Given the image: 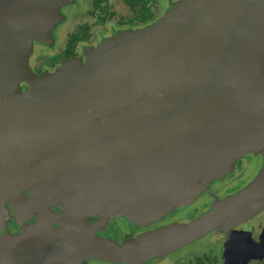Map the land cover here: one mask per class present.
<instances>
[{
  "label": "water",
  "instance_id": "obj_1",
  "mask_svg": "<svg viewBox=\"0 0 264 264\" xmlns=\"http://www.w3.org/2000/svg\"><path fill=\"white\" fill-rule=\"evenodd\" d=\"M73 2L0 0V119H9L14 112L23 109L22 96L29 93H32V101L27 103L29 110L25 113H31V107L43 108L41 112L46 113V103L52 102L53 97L61 99L69 96L70 100L66 103L70 104L71 94L90 92L104 86L109 94L105 98L106 108L123 99L130 101L126 106L129 111L112 112V116V113L106 114L112 120L107 123V133L110 137L113 132L119 133L124 138L122 143L129 141L130 151L135 154L142 152L146 156L145 153H149L145 159H140V169L134 173L136 176L143 175V171L146 176L155 177L160 174L185 176L189 170L204 173L206 162L218 165L216 160L226 165L225 168H230L243 153L257 151V140L249 125L253 126L259 114L254 106V97L248 95L257 79L254 74L248 79L245 76L246 73L251 74L249 70L252 64L254 72H258L257 78L262 76L264 80V0H253L252 5L245 4L244 0L181 1L141 31L117 32L97 47L86 49L76 60L64 61L66 68L57 71L58 77L48 72L36 77L28 66L27 58L36 43L46 46L52 44L51 32L64 19L60 9ZM209 7L214 9L211 16L207 14ZM201 16L209 22L201 20ZM217 21L219 23L216 25ZM251 54H254L253 58H248ZM242 68L245 74L239 72ZM194 74L200 80L233 74L237 85L245 91L244 103L239 104L240 101L227 95L222 111L212 119L197 145L190 148L181 144L160 151L161 142L156 133L162 120L159 110L164 99L159 102L155 99L154 105L146 107L137 97L139 94L128 93L169 84L177 78L186 81L194 77ZM71 75L76 77L70 86ZM59 76L60 79H57ZM19 82L29 85L24 93L19 91ZM81 84L84 85L83 89H80ZM49 88L53 93L48 91ZM16 101L19 106L15 109L12 105ZM257 106L262 110L264 102ZM48 118L47 138L58 136L54 138L57 142L64 140L69 132L61 133L54 119ZM25 132L19 134L21 141L17 144V152H22L24 148L31 151L34 147L32 138L36 135L30 133V137L25 140ZM110 137L109 142L114 144V138ZM42 145L45 144H37L36 148ZM263 204L264 173L225 203L215 207L211 213L163 238L119 246L95 241L68 230L44 227L28 230L17 237L3 238L0 241V264H11L23 249L45 243L63 244L100 261L132 264L166 254L215 225L222 224L225 218L235 214L245 215L249 210H259Z\"/></svg>",
  "mask_w": 264,
  "mask_h": 264
},
{
  "label": "flooded vegetation",
  "instance_id": "obj_2",
  "mask_svg": "<svg viewBox=\"0 0 264 264\" xmlns=\"http://www.w3.org/2000/svg\"><path fill=\"white\" fill-rule=\"evenodd\" d=\"M167 1L172 3V0ZM181 1L184 0L174 1L172 4L180 3ZM79 2L78 0H74L71 5L66 7H72L73 5L78 6ZM93 2L94 0L92 1L93 10H100L105 4V2H102L99 5V9H95L93 7ZM244 3L252 5L254 2L253 0H246ZM64 10L65 9H63V11ZM64 15H62L64 17L63 23L67 22L65 11ZM153 18L154 16L151 20H153ZM159 18L160 15L154 21L148 20L149 22L147 21L145 25H151ZM144 23L145 22H141V24ZM36 45L37 44H35V46ZM52 58L54 60H51V62L57 63L58 57ZM59 60H61V62L66 61L64 58H60ZM201 84L200 81L193 82L191 83V92L185 91L183 93L184 102L186 100L185 109L183 105L179 106L180 104L176 103V99L173 101L175 104L171 105H164L163 101L159 113L164 116L165 124L164 127H159L156 133L158 136L157 138H160L161 142L159 147L160 151H166L174 148L175 145L181 144L190 148L194 147L198 144V139H201L204 135L212 119L220 112L208 116L207 118H210V120L207 119L210 121L209 123L201 125L198 121L195 125L194 121H196L197 112L200 110L202 112L205 111V106H202L196 99H188L187 97L189 95L191 97L197 95L199 90L195 92L194 89L200 87ZM166 86H172L177 89L175 84H166ZM160 87L163 88L160 89ZM169 93L174 94V91L165 86L157 85L150 89L141 90L138 93L128 94H139L137 97L140 98V101L143 102L146 107H150L155 104L153 100L157 99V102H159L169 96ZM202 99H209V94L204 92ZM124 100L125 99L118 102L119 106L117 108H120V112L129 111L126 106L130 101ZM223 105L224 104L221 105V109ZM117 112L118 111L115 110L113 113L116 114ZM25 115L27 116V114ZM42 115L44 114L41 113L39 116ZM22 118L23 116H20L18 119L20 124L19 129L24 125V123H22ZM106 118H109V116L106 115ZM167 119H171L172 122L170 121V124H168ZM24 130L30 133V130L27 128L20 129L19 133L21 134ZM66 140L69 142V146L66 147L73 153L76 149H78L77 151L82 150L79 145L80 143H78L79 146L74 149V147L70 146L73 142L72 139L67 138ZM128 142L121 143L120 146H117L118 144H112L111 147L108 148L111 151L108 150L107 153L100 155H107L108 158L106 159L109 160V164L105 166L109 165L110 168H114L113 171L116 173L118 172L121 176H115L114 179L106 180L107 176L101 173L97 182L103 185L98 188L99 191L96 187L86 190L85 185L97 184L96 181L92 183L94 178L90 179L89 175L84 176L85 178L83 179L79 177L78 173L70 176L67 175L68 173L61 174L59 173L60 170L53 171L48 169L49 166L45 167L46 164L50 163L49 159L46 161L48 157L45 160L35 159L32 162L28 160L33 157L28 156L25 158L26 161H24L19 160L22 152H16L15 154L19 157H14L15 164L22 170L29 169L26 174L34 178L33 181L36 185L42 184L40 187L35 186L36 188H30V191H40L38 193L40 195V200L34 207L29 208V206H26L23 202L21 198L23 196L16 194L17 189L15 186L10 187L11 194L7 192L6 189L0 187V193L2 194L3 190L8 195V198H10L6 211L1 210L3 200L0 199V216L3 213L10 216L12 222L11 220L7 222L9 226L17 225L16 227L20 230H18V234L16 233L14 235L19 236L23 233V223H32L33 225L38 221H44V219L38 216L44 206L41 202L49 195L50 190H55L46 184L49 179L55 178L64 180L66 178L67 180L64 183V187L67 186L69 188L71 182H73V190L77 193V196H79L75 198L77 207L74 214L77 217L76 221L80 222L76 225L78 229L61 225L57 227L54 226L55 224H52V227H50L44 223L39 227L35 225L33 226L35 228L31 227L29 230L49 227L56 230H68L69 232L77 233L95 241H106L119 246L125 244H142L173 234L182 227L196 222L201 217L211 213L215 207L225 203L227 199L240 192L243 188L237 187L239 183L245 182L247 186L252 180L259 178V176L264 173V158L261 159L259 156L264 151V142L259 140V142L256 143L257 154L255 153L256 151L253 153L252 151L249 153L246 151L247 153H243V155L238 157L230 168H225L226 165L216 160L218 165L210 164L211 161L206 162L204 173L197 170H189V173L185 176L171 177L164 176L163 174L156 177L146 175L129 176V173H135L140 169L138 168L140 166L139 161L145 156L142 152L135 154L130 151ZM58 144L60 146V142H58ZM58 144L56 143V149L59 148ZM61 147L63 146L61 145ZM61 147L58 150H60ZM46 149L49 150L47 146ZM31 151L34 152L35 150L31 149ZM98 156V153H92L91 150L88 151L86 156H82L84 159L81 162L85 167L83 172H86V168L88 169L87 171L91 170L92 165L95 168L97 163L96 158ZM129 168L133 171H130ZM35 179H39L41 183ZM0 180H2L1 177ZM90 181L91 183L87 184ZM191 182L193 183L192 186L189 185ZM79 184L83 185V187H78ZM156 184L160 189L150 191L149 188L152 186L154 189ZM234 186L236 189L231 193V189L234 188ZM58 193L57 200L59 199L60 201L66 202L67 198H69L64 193V189L61 191L59 190ZM195 209L199 210L197 215H195V213L192 214ZM183 210L185 213L181 212ZM250 211L251 210L245 215L235 214L225 218L222 224L215 225L212 229H209L197 238L184 243L166 254L132 264H143L146 262L154 263L157 261H163L168 264H264V206L259 210ZM28 213L31 217H28L25 221L24 219H20L16 224L18 220L16 216L24 217L28 216ZM34 216L37 217L33 218ZM16 227L9 229V232L16 229ZM161 228H163V230H161ZM85 231H88V233ZM102 231L104 233H110L111 235L101 237L100 233ZM5 232L7 233V231ZM11 264L129 263L100 261L63 244L45 243L23 249L15 256Z\"/></svg>",
  "mask_w": 264,
  "mask_h": 264
},
{
  "label": "rangeland",
  "instance_id": "obj_3",
  "mask_svg": "<svg viewBox=\"0 0 264 264\" xmlns=\"http://www.w3.org/2000/svg\"><path fill=\"white\" fill-rule=\"evenodd\" d=\"M78 1H80L78 3V6L73 5L72 7H62L60 9V12L63 13L61 15H64L65 11L67 15V17H65L67 19V22H61L60 24L56 25L55 28L52 30V44L50 46H46L40 43H36V46L34 45V48L28 59V65L32 69L36 77H40L46 72L51 73V76L53 75L54 77H58L59 73H57V71L61 68H66L64 66V62H61V60H59L60 58H64L67 62H70L79 58L86 49H89L94 46L97 47L100 42H104L105 40L113 37L117 32L141 31V29H143L144 27L149 26L145 25L147 24V21L144 24H141V22H138V20L136 19L141 14H144L143 8H146L151 11L154 18L150 21H154L159 15L160 18L162 15H165L166 11L171 9L172 5H174L172 3H174V1L179 0H172V3L168 2L167 0H147L145 5H142L140 2L137 1L133 4V7H129L125 0H107L100 10H93V0ZM63 9L65 10L63 11ZM68 48L72 50V54L66 57L64 56V52ZM253 56L254 54H251L248 56V58H253ZM52 57H58L57 63L51 62V60H54ZM250 73L254 74L255 79L258 77V72H254V70L250 69ZM75 77L76 76L71 75L69 80L71 83L69 84L70 86L72 85V81H75ZM57 79H60V76ZM49 80L54 79L49 78ZM60 81L61 80H59V82ZM64 82L66 81L64 80ZM17 86L19 88L20 93H24L29 88V85L24 84L22 82H19ZM80 87V89H83L82 87H84V85L81 84ZM56 89H60V87H56ZM48 91L50 93H53L50 88L48 89ZM118 95L120 96V94ZM31 96L32 93L22 96L21 107H23V109H19L14 112V115H10L9 119H0V177L3 180V183L2 180H0V187L6 189V191L11 194L12 192L10 187L15 186L17 189L16 194L23 196L21 198L23 199L25 205L29 206V208L34 207L40 200V195L38 194L40 191H30V188L40 187L42 184L36 185V183L33 181L34 178H31L26 174L29 169H20L14 161V155L18 150L17 144L18 142L20 144L21 141L19 132L20 129L22 130L24 128L29 129V132L31 134L34 133V135H36L32 138V142L34 141L32 147H34L31 148L35 151L30 152L28 148H24V150H22L21 156L19 157V160L26 161L25 158L31 156L33 158H30V160L28 161L33 162V160L35 159L45 160L48 157L46 161L49 159L50 163L45 165V167L49 166L48 169L53 171L60 170L59 173H68V176L78 173L79 177H82L83 179L85 178L84 176L89 175L90 179L94 178V181L92 183H94L95 181L97 182V180H99V177L101 176L99 175V173H102V175H106V180L114 179L115 176H121L118 172L116 173L115 171H113L114 168H110L109 165L102 168L103 165L109 164V160L106 159L108 158L107 155H100H102L103 153H107V151L110 150L108 148L111 147L112 144V142H109L108 139L110 137V134L107 133V131H109L107 129V123H110L112 120L110 119L111 117H109V120H106V112L107 114L112 113L115 110L120 112V108H117L119 106V103H113L112 105H109L108 108H106L107 104H105V98L108 97L109 94L108 91L104 90V86L99 89H92L90 90V92L78 91L71 94L72 103L70 104L66 103L70 100L68 94L61 95L68 97L61 98V96H59L62 100L59 98L55 99L53 97L52 102L46 103V106L48 107H46V113L41 112L43 108L34 109L33 107H31V113L28 112L26 116L25 112L29 110L27 103H30L32 101ZM18 106L19 103H17V101L12 105V107L15 109ZM41 113H43L44 115L39 116L41 115ZM50 114L53 116H51ZM20 116H23L22 123H24V125L21 126V128L19 129L20 124L18 119L20 118ZM48 117L54 119L55 124H57V126L60 128L59 131L61 133H63L64 131L69 132V135L66 136L67 138L72 139V137L75 136V138L72 139L73 142L70 145L71 147H74L75 149L77 146L80 145L82 150L77 151L78 149H76L74 153L70 151V149L66 147L69 146V142H67L66 137H64V140L60 141V146L57 142V139H54L58 136H54V138H47L49 135L47 128V123L49 121ZM113 120L116 121L114 118ZM73 127H75V129H73ZM40 128L41 130H39ZM22 133L23 132H21V134ZM30 133H24L25 140L30 137ZM110 138H114V144H118L117 146H120L122 141H124V138L121 137L119 133L115 132H113ZM38 141H44L42 143H44L45 145L36 148L37 144H42L37 143ZM56 143L58 144L59 148L61 147V145L63 147H61L60 150H58L59 148L56 149ZM78 143L80 144L78 145ZM104 145L110 146L104 147ZM46 146L49 150L46 149ZM129 149H131V147ZM89 150H91L92 153H98L99 156L96 158L97 163L95 165V168L92 165L91 170L87 171L88 169L86 168V172H83V170H85V167L84 164L81 162L84 159L82 156H86ZM255 153L257 154V151ZM145 155L146 156L142 159L146 158L149 153L146 152ZM259 156L261 159H263L264 151ZM56 164H58L59 166ZM129 170L133 171L131 168H129ZM145 173L146 172H143V176L145 175ZM129 176L136 175L134 173H129ZM35 180L41 183L39 179ZM58 180L59 179L52 178L49 179V181L46 183L49 187L58 190H50L49 195H47L44 201L42 200L41 202L44 206L42 207L38 216H40L41 219H44V221H38L36 224L33 225L32 223H23L22 232H26L35 225H37L36 227L42 226L44 223L50 227H52V224H55L54 226L57 227L61 225L64 227H73L74 229H78L76 225H78V223L80 222L76 221L77 217L74 215L77 207V202H75L77 193L73 190L74 184L73 182H71L68 188L67 186L64 187V183L67 180L66 178L64 180ZM90 183L91 181L87 184ZM102 185L103 184H98L97 182V184L85 185V187L86 190L94 189L95 187L98 189ZM78 187H83V185L79 184ZM237 187H241L244 189V187L246 188V183H239ZM63 189L64 193L69 197L67 198L66 202L60 201L59 199L57 200L59 190L61 191ZM157 189H160L157 184L154 189L152 188V186L151 188H149L150 191H154ZM235 189L236 188L234 186V188L231 189V193H233ZM0 199L3 200L1 210L6 211L8 200L10 198H8V195L3 190L2 194L0 193ZM198 211L199 210L195 209L192 214L195 213V215H197ZM181 212L185 213L184 210ZM16 217H18V220L16 221L17 224L20 219H24L25 221L28 217L31 216L28 213V216ZM35 217L37 216H34L33 218ZM8 220H11L8 214L6 215V213H3L0 216L1 240L3 238H11L17 236L14 234H16L18 230H20L16 227L17 225L9 226L7 222ZM12 227H16V229L9 232V229H12ZM161 230H163V228H161ZM5 231H7V233ZM85 232L88 233V231ZM106 235L110 236L111 234L104 233L103 231L100 233L101 237H106ZM143 264L168 263L163 261H157L154 263L146 262Z\"/></svg>",
  "mask_w": 264,
  "mask_h": 264
},
{
  "label": "crops",
  "instance_id": "obj_4",
  "mask_svg": "<svg viewBox=\"0 0 264 264\" xmlns=\"http://www.w3.org/2000/svg\"><path fill=\"white\" fill-rule=\"evenodd\" d=\"M245 1V0H244ZM237 2V1H236ZM207 14H209V16H211L212 11H214L213 8H207ZM201 20L206 21L207 23L209 22L208 19H206L205 17L202 18L201 16ZM219 23V21L215 22V24L217 25ZM214 24V25H215ZM211 26V25H209ZM262 60H263V67H262V74L264 75V55H262ZM253 65L250 64V69L253 70ZM237 71V69H236ZM250 71V70H249ZM239 72L241 73H246L244 71V68H242L241 70H239ZM195 76L190 78L189 80L186 81H182L181 79L177 78V80H173V82H170L168 85H176V88H173L172 86H166V84H161L162 86H165L171 90L174 91L175 95H173L172 93H169V96H167L166 98H164V105H171V104H175L173 101L174 99H176V103L180 104L179 106L183 105V107L185 106L186 100L184 102V97H183V93L185 91L187 92H191V83H193V81L199 77L197 76V74H194ZM252 75L251 74H247L246 73V78L248 79V77H250ZM257 80L252 84L251 86V91L248 94L249 96L254 97L255 102H254V106L257 109V113L258 115V120L256 122H253V126L249 125V128H251L254 136L256 137L257 142H259V140H261L262 142H264V108L261 110V107H256V105L264 102V80L263 77L261 76V78H256ZM199 81L202 83L200 87L195 88L194 91H198L197 95H194L193 97H191L190 95L187 97L192 98V99H196L197 101L200 102V104L202 106H205V111H199L196 114V121H194L195 125L197 124V122L199 121V123L201 125H205L206 123H209L210 118H207L208 116H211V114H217L219 111L221 112V105L225 104L226 99H227V95L230 94V96L233 97V100L235 101H240L239 104H243L244 103V98L246 96L245 91L242 90L241 86L237 85V79L235 78V76L233 74H224V75H216L214 79L212 78H207V79H199ZM163 87H160V89H162ZM234 89V90H233ZM206 92L209 94V99H202L203 97V93ZM208 100V101H207ZM254 108V109H255ZM185 109V107H184ZM254 111V110H253ZM219 112V113H220ZM113 115V113L111 114V116ZM161 115V113H160ZM162 120H160L159 123V127L162 128L164 127L165 121H164V116L162 117ZM209 119V120H207ZM161 121H163V123H161ZM170 121L172 122L171 119H167V123L170 124ZM166 123V126H167ZM204 123V124H203ZM260 131V132H258Z\"/></svg>",
  "mask_w": 264,
  "mask_h": 264
},
{
  "label": "trees",
  "instance_id": "obj_5",
  "mask_svg": "<svg viewBox=\"0 0 264 264\" xmlns=\"http://www.w3.org/2000/svg\"><path fill=\"white\" fill-rule=\"evenodd\" d=\"M107 0H94L93 4H94V8L95 9H99V5L100 3L102 2H106ZM126 3L128 4L129 7H133V4L135 2H140L142 5H145L146 1L147 0H125ZM144 10V14H141L140 17H138V22H146L148 20H151L153 15L151 13V11H149L148 9L146 8H143ZM72 54V50L70 48L66 49V51L64 52V56L68 57Z\"/></svg>",
  "mask_w": 264,
  "mask_h": 264
}]
</instances>
